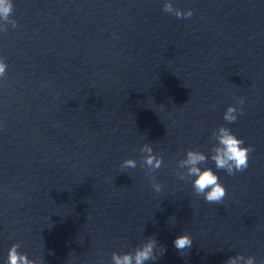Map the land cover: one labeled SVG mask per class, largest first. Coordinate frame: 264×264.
I'll use <instances>...</instances> for the list:
<instances>
[{
	"label": "clouds",
	"instance_id": "9594fccd",
	"mask_svg": "<svg viewBox=\"0 0 264 264\" xmlns=\"http://www.w3.org/2000/svg\"><path fill=\"white\" fill-rule=\"evenodd\" d=\"M163 10L167 13L174 14L177 18H190L193 15L192 10L182 11L174 8L170 2H166L163 6ZM12 0H0V21H4L11 24L13 28L17 26L16 20L11 18L13 13ZM7 31L6 28L0 29ZM7 64L3 59H0V77H4L6 74ZM239 104L244 103V99L238 100ZM243 114L242 109H238L236 106L230 105L227 107L224 113V120L233 123L237 120V113ZM213 137L217 141L216 145L211 149V160L214 161L216 169L224 170L229 175H234L236 172H243L249 167V157L252 152V147L243 146L244 141L238 138L230 128L220 126L213 131ZM140 151L145 153L143 156L144 165L151 171L158 170L163 162V158L157 156L153 152V147L150 143H144ZM208 157L198 150H187L185 158L179 162V167L187 169L186 175L194 177L192 185L195 193L199 196H203L206 202L220 204L226 196V188L220 182L219 176L212 170V168H201L200 165L205 163ZM137 163L135 159L128 158L123 160L121 164L122 169H134ZM179 178L183 180L184 175H180ZM152 187L156 192H160L162 185L156 183L153 180ZM174 247L183 253L184 250L190 249L193 244V240L190 235L184 233L175 238L173 241ZM19 243H14L8 249L6 264H37L36 261L29 260L26 253L20 252ZM165 251L164 248L157 254V241L155 238H148L146 242L136 247L133 252L124 254L112 253L113 264H145L146 261H156L159 255H162ZM240 261H244V264H256L253 256H248L247 259L243 255H237L228 258L225 264H239Z\"/></svg>",
	"mask_w": 264,
	"mask_h": 264
}]
</instances>
